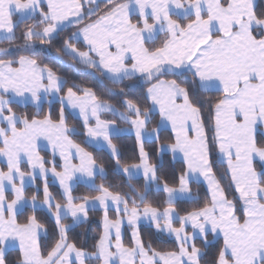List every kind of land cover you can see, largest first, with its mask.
<instances>
[{
	"label": "snow or ice",
	"instance_id": "snow-or-ice-1",
	"mask_svg": "<svg viewBox=\"0 0 264 264\" xmlns=\"http://www.w3.org/2000/svg\"><path fill=\"white\" fill-rule=\"evenodd\" d=\"M103 4L102 9L101 0H0V33L4 34L0 42L14 45L16 29L32 21L36 23L23 34L27 50H34L36 41L52 44L61 32L78 28L62 42L64 54L95 69L114 86L132 80L150 82L146 99L158 106L161 125H171L174 142L167 151L173 156L183 154L186 172L178 177V188L167 182L161 187L157 166L148 162L144 147L146 142L159 139V129L147 131L149 114L132 100L121 102L125 114L102 102L92 89L76 84L61 96L68 82L52 68L41 67L32 55L0 59V157L7 169H0V264H8V247L17 245L19 264H201L204 253L196 246L197 238L207 248L208 236L221 234L223 247L215 264H264V11H258L255 0H103ZM14 16L19 19L14 21ZM41 25L42 30H36ZM161 34L165 38L156 46ZM81 43L86 51L75 46ZM11 52L0 48V54ZM168 74L176 79H160ZM133 87L129 85L130 90ZM214 89L221 93L220 98H201ZM119 95H125L123 89ZM49 97L61 105L55 121L51 112L38 119L13 111V103H31L39 110L45 102L51 105ZM205 104L209 106L207 127L201 111ZM66 108L78 110L86 143L106 147L118 173L127 174L131 181L142 172L147 181L145 193L128 185L142 204L155 184L157 191L166 193L168 207L160 211L148 205L141 213L132 196L113 194L103 184L97 187L96 176L106 178L105 170L92 153L70 139L77 133L67 126ZM102 113L113 118L102 119ZM117 119L134 131L139 164L120 167L113 139L129 129L117 127ZM41 140L51 147V162L40 154ZM159 151L163 153L165 148ZM213 151L225 166L228 187L238 194L232 199L216 178ZM57 155L63 162L60 171L55 163ZM49 163L51 169L46 167ZM49 177L58 181L63 204L49 191ZM201 177L208 185L210 206L180 216L173 205L179 199H198L190 182H199ZM37 180L43 185L42 203L38 195L30 200L25 195L26 186ZM75 181H83L100 194L91 199L73 197ZM97 205L104 210L103 234L89 254L68 243L69 228L63 221L70 217L81 223ZM110 207L117 213L115 220L108 217ZM42 208L52 216L59 236L47 250L40 243L41 233L47 229L36 215ZM28 210L32 215L19 223L17 217ZM142 216L158 232L173 236L178 250L158 251L146 245L139 235ZM174 221L181 226L174 227ZM125 223L133 229L131 246L123 242L121 228Z\"/></svg>",
	"mask_w": 264,
	"mask_h": 264
},
{
	"label": "trees",
	"instance_id": "trees-1",
	"mask_svg": "<svg viewBox=\"0 0 264 264\" xmlns=\"http://www.w3.org/2000/svg\"><path fill=\"white\" fill-rule=\"evenodd\" d=\"M126 0H118V2L124 3ZM104 4L101 2V8L103 9ZM258 11H264V0H258L256 5ZM102 14V13H101ZM91 21H85V23H90ZM36 23L32 21L29 24H21L16 29V43L14 45H9L7 42H0V48L11 49L12 52L10 55L0 54V59H18L21 55H32V58L37 59L41 67L47 66L52 68L56 75L63 80H66L67 86L60 93L61 96L66 95L67 87H71L73 84L78 85L81 88H90L92 89L102 102L110 103L112 106L117 108L119 111L128 114L126 109L121 106L122 101L132 100L134 103L138 104L142 110H146L151 119V123L148 125L149 130L159 128V114L153 112L151 102L146 99L147 89L151 87L150 82H145L141 80H132L125 81L124 85L114 86L109 84L107 81H104L103 77L99 72H96L95 69L86 68L85 66L77 63L72 60L69 56L64 54L63 51V41L67 39L72 32L77 31L78 28H71L60 33L59 39L54 40L52 44H40L39 41L35 43L34 50H27L24 48L23 34L24 32L32 27ZM80 25L79 27H82ZM43 25L39 29L42 30ZM165 37L160 35V38L157 40L156 46H159L162 43ZM80 50H86V47L81 44L75 45ZM15 66V65H14ZM190 79V75L187 77ZM160 79L162 80H172L176 79L175 76L161 75ZM103 81V84L101 83ZM179 82V81H178ZM129 85L134 86L131 90ZM125 95H119L121 90ZM116 93L117 95H112ZM82 93L78 92V95ZM221 93L219 91H211L207 95L201 96L205 101L215 100L220 98ZM61 105L58 101L53 102L51 105L48 103L45 104L40 110L33 106H21L19 104L13 103V111L18 116H23L25 114L30 117H36L38 119H43L45 116L51 112L52 119L55 121L58 117L59 110ZM208 105L205 104L202 107L201 111L205 118V124L207 127L208 123ZM40 112V115L37 116V112ZM65 117L67 126L70 129H75L77 134L71 135L70 137L77 144H80L85 151L92 153L97 161L98 166H102L105 170L106 178L102 179L100 176L97 177L95 183L96 186L103 184L105 187H108L109 190L113 193H119L121 196H132L136 199V205L140 209H143L145 206L151 205L152 207H157L160 211H163L168 207L166 201V193L162 191H157L156 188H151L147 193V201L141 203V201L133 195L130 188L128 187L129 183L132 187L136 188L140 193H145L146 182L142 178L132 179L129 181L123 173H118L116 169L115 162L112 156L105 150L101 148H96L86 143L87 137L85 135V129L82 121L74 117L71 113L65 110ZM111 114H106L103 116V119H112ZM116 124L121 127H130V125L116 120ZM19 127V126H18ZM173 137L171 131L163 129L160 131L159 139L154 141H148L145 143V151L148 152L149 162L152 165L157 166V176L159 178V183L161 185L164 182H167L170 187H179L178 177L181 174L186 172V164L183 161L175 160L170 153H161L159 149L163 146H168L173 143ZM113 143L116 145L120 153V167H130L134 164H139V145L136 138L133 135H123L114 137ZM43 157L47 160H53L52 155L47 151H42ZM220 157L216 151L212 153V162L213 170L216 174L218 180H220L222 186L225 187V191L228 193L229 199L237 196L234 189L228 187L230 181L226 176H224L225 166H222L219 163ZM50 162V161H49ZM58 162V161H57ZM56 162V164H58ZM49 163L48 165H50ZM5 168V167H3ZM57 168H60L57 165ZM260 170V167H258ZM28 171V169L26 168ZM37 188L40 189V192L37 193ZM43 185L40 180L35 181L34 186L29 187L25 191V195L28 199H31L32 195H38V200L43 201ZM49 191L55 197L56 201L63 204L64 200L61 196V189L55 183L49 181ZM191 191L193 196L198 195V199L195 200H179L173 205L175 210L180 216H185L192 211L199 210L203 208L206 204L210 206V194L207 188L202 183L193 182L191 184ZM100 193L94 191L91 187L78 183L72 192L73 197L79 199L83 196H88L89 199L99 195ZM11 198V197H10ZM133 207L131 201H129V208ZM109 216L111 219L117 218V213L115 211H110ZM32 215L30 210L26 211L24 215L17 217L18 222L23 224L26 222L28 216ZM37 219L45 226L47 229V235L42 238L41 245L42 249H50L55 242L59 240L58 233L55 228L54 220L52 216L48 213L47 210L40 209L37 213ZM103 217L104 211L100 209L90 210L87 216V219L81 223L74 224L71 218H68L63 221L65 225L69 227L67 233L68 243H74L77 248L87 251L89 254H92L95 250L94 246L100 236L103 234ZM176 226H179V223L176 222ZM140 237L145 242L146 245L151 244L158 251H176L178 250V244L175 239H171L165 235L160 234L156 231L154 227L142 226L140 227ZM209 246L206 248L204 242L201 239L196 241V246L204 251V258L201 260V264H215V259L218 256L220 248L223 247V239H215L213 235L208 236ZM125 242L127 245L131 246V237L129 231L126 233ZM8 264H19L21 259V252L19 250H11L7 253L6 257ZM87 264H95L94 261H88Z\"/></svg>",
	"mask_w": 264,
	"mask_h": 264
},
{
	"label": "crops",
	"instance_id": "crops-1",
	"mask_svg": "<svg viewBox=\"0 0 264 264\" xmlns=\"http://www.w3.org/2000/svg\"><path fill=\"white\" fill-rule=\"evenodd\" d=\"M103 0H101V2H102ZM125 2H127V0L125 1ZM258 2V1H257ZM257 5V4H256ZM173 19H177V17L176 16H173ZM133 22L134 23H136V16H135V14L133 15ZM151 22V21H150ZM182 23H187L188 21H181ZM3 33H0V41H2L3 40ZM162 35V34H161ZM83 44V43H82ZM84 45V44H83ZM85 47H86V45H84ZM86 50H87V48H86ZM86 50H84V51H86ZM81 51H83V50H81ZM60 79H62V78H60ZM63 80V79H62ZM212 91H218V90H212ZM6 99H7V97H6ZM49 100H51V103H53V102H56V101H58L55 97H49L48 98ZM45 104H47V102H45V103H43L42 105H41V108L45 105ZM20 105V104H19ZM24 106H34V107H36L35 105H33V104H31V103H29V104H27V105H24ZM37 108V107H36ZM40 108V109H41ZM152 108H153V112H155V113H157V114H159V109H158V106H156V107H154L153 105H152ZM65 110H67L69 113H71L74 117H76V118H78V119H80L81 121H82V123H83V120H82V118L80 117V115H79V112H78V110H73V109H71V108H66ZM106 114H110V113H102L101 114V118L103 119V116H105ZM116 126L117 127H119L117 124H116ZM69 128V127H68ZM121 128V127H120ZM123 129H129V131H126V132H124V133H122V134H120L119 136H123V135H133L134 137H135V135H134V131L133 130H130V127H125V128H123ZM159 135H160V131L161 130H163V129H167V130H169V131H171L172 132V134L174 135V133H173V131H172V129H171V125L170 124H164V125H161V117H160V115H159ZM147 131H149V132H151L152 130H149V128H147ZM118 137V136H117ZM71 139V138H70ZM88 139V138H87ZM154 140H157V139H154ZM154 140H150V141H154ZM40 144H41V151L42 150H45V151H48L49 153H51V147H50V145H48V142L47 141H44V140H41L40 141ZM91 146H94V147H96V148H101V149H105L109 154H110V152L107 150V148L106 147H103V146H98V145H91ZM164 148H165V151L163 152V153H170L172 156H173V154L170 152V151H167V146H163ZM40 154H41V152H40ZM43 154H41V156H42ZM111 155V154H110ZM56 158H58V159H60L61 160V162H62V159L59 157V155H57L56 156ZM55 158V159H56ZM173 158L175 159V160H179V161H183L185 164H186V161H185V159H184V157H183V154L182 153H176L175 154V156H173ZM3 159V158H2ZM74 162L75 163H78V157L76 158V159H74ZM149 162V161H148ZM63 163V162H62ZM150 163V162H149ZM3 167H6V161L3 159L1 162H0V169H2ZM46 167H48L49 169H51V164H50V166L49 165H46ZM131 167V166H130ZM258 167H260V165L257 163L256 164V168H257V171H259V169H258ZM61 170V167L60 168H57V171H60ZM126 178H127V174H123ZM100 175L98 174L97 176H96V179H97V177H99ZM138 178H142V179H144L145 180V178L143 177V175H142V172L141 173H138L136 176H134L132 179H138ZM217 178V177H216ZM131 179V180H132ZM49 180H51V181H53L56 185H58L59 186V184H58V181H55L52 177H49ZM96 181V180H95ZM145 182L147 183V181L145 180ZM193 182H196V181H192V182H190V188H191V184L193 183ZM78 183H83V184H85L83 181H75L74 182V187L78 184ZM197 183H202V184H204V186L207 188V190H208V185H207V182L203 179V177H201L200 178V180H199V182H197ZM86 185V184H85ZM161 185V184H160ZM163 185H161V187H162ZM74 187H73V189H74ZM156 188V186H155V184H153L152 185V188ZM61 189V188H60ZM62 191V190H61ZM210 194V193H209ZM238 195V194H237ZM27 198V197H26ZM28 199V198H27ZM30 200V199H29ZM179 200H186V199H179ZM39 201V200H38ZM178 201V200H177ZM41 203H42V201H40ZM43 209V208H42ZM95 209H100V210H102V211H104L103 210V208L101 207V206H99V205H97L96 206V208ZM44 210H47V209H44ZM110 211H114L113 210V208H109V210H108V213L110 212ZM140 211H141V213L143 212V209H140ZM109 217V216H108ZM70 218V217H69ZM109 219H110V217H109ZM122 219H124L125 221L127 220V217L126 216H123L122 217ZM111 220V219H110ZM74 224H77V223H74ZM138 224H139V235H140V227H142V226H150V227H154L155 228V226H154V224L153 223H151L146 217H141V219L138 221ZM173 226L174 227H177V228H179L181 225L179 224V226H176V221H174L173 222ZM69 228V227H68ZM156 229V228H155ZM127 231H129V233H130V237H131V244H132V231H133V229L129 226V225H127V223H125L123 226H122V228H121V232H122V237H123V242H124V244H125V246H127L126 245V242H125V239H126V233H127ZM157 231V230H156ZM187 231H188V234L189 235H191L192 234V229H191V227L189 226L188 228H187ZM158 232V231H157ZM160 233V232H159ZM160 234H162V235H165V236H167V237H169V238H171V239H175L173 236H169L167 233H160ZM47 235V232L46 233H44V232H42L41 233V236H40V243H41V240H42V238H44L45 236ZM214 236V235H213ZM214 238L215 239H223V237H222V234L221 235H215L214 236ZM198 239H200V238H197V240ZM196 240V241H197ZM67 241H68V239H67ZM11 250H19V247H18V245L17 246H9L8 247V251H7V253L9 252V251H11ZM20 251V250H19ZM202 252L204 253V251L202 250Z\"/></svg>",
	"mask_w": 264,
	"mask_h": 264
},
{
	"label": "rangeland",
	"instance_id": "rangeland-1",
	"mask_svg": "<svg viewBox=\"0 0 264 264\" xmlns=\"http://www.w3.org/2000/svg\"><path fill=\"white\" fill-rule=\"evenodd\" d=\"M257 1L258 0H255V4H257ZM19 19V17L18 16H14V21H16V20H18ZM146 82V81H145ZM5 99H6V97H5ZM52 104V103H51ZM21 106H24V105H21ZM34 107V106H33ZM36 108V107H35ZM40 110V109H39ZM70 129V128H69ZM77 133V132H76ZM71 138V137H70ZM72 139V138H71ZM73 140V139H72ZM42 151H45V150H42ZM41 151V154H43V152ZM48 152V151H47ZM51 154V153H50ZM3 159H2V157H0V162L2 161ZM46 160V159H45ZM47 160L48 161H52V160H50V158H47ZM58 161V162H57ZM58 163V164H56V165H58L59 167H61V165H62V162H61V160L60 159H58V158H56L55 159V163ZM50 166V165H49ZM26 168L28 169V167L26 166V165H22V169L24 170V171H26L27 172V170H26ZM3 170H7L6 169V167L5 168H2ZM28 171H29V169H28ZM49 181H51V180H49ZM51 182H53V181H51ZM54 183V182H53ZM32 186H34L33 184H28L27 186H26V189L27 188H29V187H32ZM26 189H25V191H26ZM179 201V200H178ZM177 212V211H176ZM108 216H109V214H108ZM110 217V216H109ZM111 219V218H110ZM111 220H114V219H111ZM131 233V232H130ZM129 233V234H130ZM127 245V244H126ZM127 246H129V245H127Z\"/></svg>",
	"mask_w": 264,
	"mask_h": 264
}]
</instances>
